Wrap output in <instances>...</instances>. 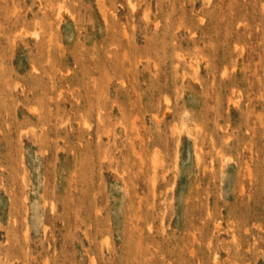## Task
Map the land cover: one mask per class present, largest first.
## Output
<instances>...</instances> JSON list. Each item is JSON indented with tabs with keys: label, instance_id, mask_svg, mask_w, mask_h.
Masks as SVG:
<instances>
[{
	"label": "rangeland",
	"instance_id": "rangeland-1",
	"mask_svg": "<svg viewBox=\"0 0 264 264\" xmlns=\"http://www.w3.org/2000/svg\"><path fill=\"white\" fill-rule=\"evenodd\" d=\"M0 264H264V0H0Z\"/></svg>",
	"mask_w": 264,
	"mask_h": 264
},
{
	"label": "bare ground",
	"instance_id": "bare-ground-1",
	"mask_svg": "<svg viewBox=\"0 0 264 264\" xmlns=\"http://www.w3.org/2000/svg\"><path fill=\"white\" fill-rule=\"evenodd\" d=\"M36 34H37V33H36ZM36 34H35V35H36Z\"/></svg>",
	"mask_w": 264,
	"mask_h": 264
}]
</instances>
